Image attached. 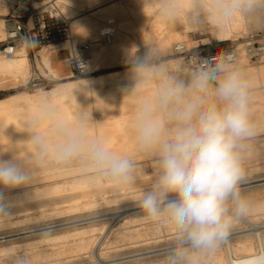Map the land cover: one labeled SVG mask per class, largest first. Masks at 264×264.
<instances>
[{
  "label": "clouds",
  "instance_id": "obj_1",
  "mask_svg": "<svg viewBox=\"0 0 264 264\" xmlns=\"http://www.w3.org/2000/svg\"><path fill=\"white\" fill-rule=\"evenodd\" d=\"M157 11L167 22L179 20L185 9L182 0H157ZM197 14L206 25L222 27L237 18H264V0H200ZM160 57L158 49L147 47L143 55L131 50L128 59L135 95L142 96L154 80L161 81L133 116L137 150L155 165L138 208L146 221L166 219L176 229L161 264H205L228 241L234 224L250 212L251 202L241 184L250 141L258 134L250 108L253 83L229 52L217 53L211 62L201 58L200 69L187 86L166 75L164 64L155 62ZM188 90L199 98L184 101ZM209 93L211 101L203 102ZM42 125L47 126L44 131ZM29 127L32 154L25 160L0 159V222L14 215L6 193L24 189L33 179L32 168L49 162L79 163L93 180L119 187L136 182L134 159L91 136L85 114L66 118L51 95L38 97ZM15 264L28 262L21 257ZM248 264H264V254Z\"/></svg>",
  "mask_w": 264,
  "mask_h": 264
},
{
  "label": "bare ground",
  "instance_id": "obj_2",
  "mask_svg": "<svg viewBox=\"0 0 264 264\" xmlns=\"http://www.w3.org/2000/svg\"><path fill=\"white\" fill-rule=\"evenodd\" d=\"M182 3L185 11L181 13L179 20L167 22L163 21L158 14L157 0H56V8L64 18L69 19L71 23L74 24L75 35L77 37L87 36L90 39L92 42L90 47V64L96 66L108 58L118 60L124 55L130 54L131 50L135 52L141 47H144L146 51L147 47H154L158 49L161 54L169 53L172 48L177 46V43L184 45L186 49H191L188 47L191 39H189L188 32L195 26H202L205 23L203 16L197 14L200 0H182ZM35 5H37V3H35ZM0 7L6 6L0 4ZM6 11L0 8V40L5 34L4 15ZM247 23L254 24L255 27L264 28V18H237L230 24L222 27L215 24L209 25L217 29L218 37L223 39H236L238 35L244 31ZM103 38L105 41H103ZM201 41L208 42L209 39L202 38ZM193 42H196V40ZM55 48L56 50H54V52L60 53L68 48V43L66 41L59 42L55 45ZM13 56L14 57L9 58L7 55L4 56L3 53L0 54V88L4 85H8L7 87L9 88L14 87L13 83L20 80L22 77L24 79L29 71V63L24 45L18 48ZM42 60L58 79L69 76V74H62V71L66 68V59L64 60L65 63L59 62L57 65L53 63L51 54H44L43 52ZM238 62L240 63V61ZM169 65L182 67L180 59H172ZM128 69L129 68H125L121 70L120 74L78 77L66 80L62 83L59 82L61 84L58 83V85L51 89L39 90L37 92H22L9 100H0V159H10L15 156L18 159L25 160L32 154L33 149L30 143L31 130L29 122L35 113L38 97L51 95L55 99L58 110L66 118L73 119L79 113L85 114L89 119V134L95 138L106 141L114 151L132 157L137 164L138 170L137 180L133 185L119 187L108 182L93 180L87 169L83 168L79 163L70 165V168L60 170L59 168L63 166H58L53 162H49L47 165H57L58 168V170H56L57 168L55 169V173L52 172L53 175L73 177L72 180L67 182L70 188L86 189L63 193L62 191L65 190V184H57L51 188H44L34 193L26 191L20 194L18 191L17 194L10 195V192H8L6 196L11 202H16L20 200V198L29 199L21 208L16 205V207L12 206V211L14 213L26 211L35 207L40 208V211L43 212L44 208L42 207L45 205H54V209L65 207L67 210L74 211L80 204L89 206L92 204L97 205L100 202L108 203L126 198L128 197L127 194L143 192L146 189L144 185H146L147 182H145L146 180L144 178H141L144 174V170L141 168L140 163L149 160L151 164L154 165V162L150 156L137 150L132 122L136 106L143 99L153 96L161 81L159 79L154 80L146 88L142 96H137L133 91L136 81ZM245 70L252 83H257V80H260L261 85L264 86V66L259 67L258 70H254L253 68H247ZM198 98V94L191 91L184 97V101ZM205 98L206 97L203 98V102H209ZM250 108L251 118L257 127V132L261 133L264 131V91L259 92L257 96L251 94ZM163 118L167 122V116L164 115ZM46 127V125H42L40 131H44ZM36 168L37 166L32 168L33 173L37 171ZM76 175H78V177ZM262 179H264V177L252 178L243 181L242 184ZM262 183L264 182H261V184ZM40 195L46 196L42 199L35 198ZM256 197H251V199H249L251 202L250 210H264V198H259L260 196L258 198ZM66 209L64 211H66ZM137 211L140 210H134V212ZM44 213L46 214L45 211ZM129 213L131 212L121 210L98 213L88 217H75V221L73 219L66 227L61 228L62 230H64V228L67 229L65 232L26 240L23 245L36 246L40 243L43 244V242L47 244L67 237L75 238V236H79L84 230L70 231L68 229L78 228L80 226L77 225L80 223L96 225L89 229L97 230L96 221L105 219L106 215L110 214L109 216L115 220ZM85 218L87 220H85ZM241 220L246 223L247 226L231 231L228 241L224 243L225 252L219 251L214 257L205 259V261L209 260V264H248V261L252 258L264 254V224H258L248 217H244ZM13 222L14 221H7L6 223H1V225L3 226ZM82 227L83 226H81V228ZM110 227L112 226H109L107 229H110ZM25 230L28 232L20 237L28 238L33 235L47 232L50 229L45 230V228L35 226ZM88 235L89 234L86 236ZM251 236L254 239V244L250 241L249 237ZM20 245L21 243L1 246L0 264H8V262H3L2 260H8L7 258L11 257ZM170 247L171 245L165 248L168 250ZM259 248H261L262 251H259ZM151 251L154 250L105 259L98 255L97 246H95V262L93 264L122 263L151 255H160L165 252L160 250L159 252L150 253ZM156 263L155 260H147L134 264Z\"/></svg>",
  "mask_w": 264,
  "mask_h": 264
},
{
  "label": "rangeland",
  "instance_id": "obj_3",
  "mask_svg": "<svg viewBox=\"0 0 264 264\" xmlns=\"http://www.w3.org/2000/svg\"><path fill=\"white\" fill-rule=\"evenodd\" d=\"M0 8L6 11L5 9L6 7H0ZM52 13L53 15H56L55 16L56 18L53 19H55L60 25H62L61 31L57 32L54 38L53 37L47 38L44 32L40 33L37 30H35V34L32 33L31 41L27 43V45L25 46L26 56L29 63L28 66L29 71L24 77V79L22 77L20 79L21 81L18 80L19 82L16 81L15 83H13L14 87L9 88L7 87L8 85H4L3 87H1L0 100L2 101L9 100L15 96H18L22 92H27V91L37 92L39 90L51 89L52 87L58 85L59 82L62 83L66 80H71L78 77L120 74L121 70L130 67V65L128 64V59L130 54L124 55L122 58H119L120 60L119 59L114 60L108 58L104 60V62L96 66L90 64V58H91L90 47L92 44L90 39L87 36L77 37L75 35L74 24L71 23L69 19L64 18L63 15L58 10H53ZM192 30L188 32L189 39L191 38L188 47L198 48L203 50H211V49H216L219 46H225V45L226 46L244 45L245 42L248 41L251 35H254L258 31L264 30V28L255 27L254 24L247 23L244 31H242L244 33L241 32L239 34L240 36L238 35L236 39L233 38L223 39L218 37L217 29L210 27L209 24L207 25L204 24L202 26L197 25ZM47 33L49 35H52V31H49L48 29H47ZM4 36L5 34L3 35L2 39L4 38ZM202 38H208L209 41L202 42L201 41ZM194 40H196V42H193ZM63 41H66L68 43V48L60 53H55L54 52V50H56L55 45ZM103 41H105L104 38ZM79 43H88L90 45L88 50V57H89L88 69L87 72L84 74H78L72 71L64 61L70 53L69 49H71L73 46ZM176 45H178V43ZM144 49H145L144 47H141L139 50H136V55H143L146 52V50ZM43 52L44 54H51L53 63L57 65L59 64V62L65 63L66 68L62 71V74H69V76L63 79H58L56 76H54V74L49 70L48 66L42 60ZM182 55L183 54L176 51L175 48H172V50L169 53L161 54L160 59L155 62L157 63L162 62L165 66V69L167 70L166 75H170V76L172 75V77H174L177 81L183 82L187 86L190 83L193 75L190 73L189 69L184 64ZM7 57L10 58L14 56L7 55ZM172 59L175 60L180 59L182 67L180 68V67L170 66L169 62ZM237 60L240 61V64L244 69L253 68L254 70H258L259 67L264 66V55H262L260 60L254 61L249 59V57L246 56L245 54L241 53ZM260 85H261L260 80H257V83H253L251 94H255L257 96L259 92L264 91V86L262 85L260 86ZM190 92L191 90H188L185 93V96H187ZM205 97H206L205 99H207L209 102L212 99L211 93H209V95H206ZM257 133L258 134L256 135V137L250 141L251 147L246 153V159L244 164L245 177L243 181L252 178L264 177V131H262L261 133L260 132ZM140 166L144 170V174L141 176V178H144L146 180L144 181L147 182V184L144 186L147 189L150 187L152 180L154 178L155 165L151 164V161L146 160L144 162H141ZM42 167L37 166L36 168L37 171L33 173V179L24 189L10 192V195H14L15 193L17 194L18 191L20 192V194L26 191H30L34 193L44 188H51L57 184L58 185L65 184V190L62 191L63 193H68V191L73 192V190L82 191L86 189V188H82L81 190V188H70L67 182L72 180L73 177L71 176L53 175V173H55V171L58 170L57 165L50 164ZM70 167L71 166H63L59 169L61 170ZM76 176L78 177V175ZM258 181H252L241 184V190L243 194H245L249 199H251V197L255 198L256 196H257L256 198H258L259 196H260L259 198H264V183L261 184V181L259 182ZM252 184H256V185H252ZM141 194L142 192L127 194L128 197L126 198L118 199L108 203L106 202H102V203L100 202L98 204L95 203L97 205L92 204L89 206H85L83 204H80L74 211L67 210L65 207L61 209H54L53 208L54 205H49L50 207L48 205L47 206L45 205L42 208H44L46 214L44 213V211L43 212L40 211V208L38 207L26 211L16 212L14 213L11 219H7L0 222V233L10 232V231H21L27 228L30 229L35 226L40 227L41 225L51 224L60 220L72 219L75 217L79 218L80 216L85 217V216H90L94 214L96 215L98 213L100 214L104 212H114V211L122 210L131 213L125 215L124 217H119L114 221H112V217L109 216L110 214L106 215L105 219L96 221L95 223L97 224L99 230L98 229L90 230L89 228L96 225H87L88 223H80L77 225L80 227L75 229L69 227L71 228L68 229L70 231L84 230L79 236H75V238L67 237L64 239H59L54 242H49L47 244L43 242V244L40 243L36 246L23 245V243L26 242V240H31L34 238H40L47 235H53V234H59L65 232L67 229L64 228V230L57 229V231L56 229L54 230L50 229L49 231H47L48 234L47 232H44L41 234L30 236L28 238L19 237L18 239L15 238L8 240L6 242H1L0 247L9 244L21 243L20 247L17 248V251L13 253L11 257L7 258L8 260L3 259L2 261L3 262L6 261L8 262V264H15L16 260L22 257L27 260L28 264H89L94 262L95 260V253H94L95 246H97V252L100 257L109 259V258L120 257L128 254L139 253L146 250L150 251V249L153 248H159L161 246L173 244V242L176 239V229L169 221H167L166 219H161L158 222L146 221L144 219V214L142 212L140 211H137L138 213L134 212V210L136 211L139 209L137 206ZM45 196L46 195H40L35 198L42 199ZM28 200L29 199L20 198V200L16 202H11L12 203L11 206L16 205L17 207L21 208L26 204ZM65 209L66 211H64ZM246 217L253 219L254 222L264 223V210H250L249 214ZM7 221H11V222L14 221V222L10 224H5L3 226L1 225V223L4 222L6 223ZM81 226L83 227L81 228ZM109 226L112 227H110V229H107ZM246 226H247L246 223H244L240 219L234 224L231 231ZM87 234L89 235L86 236ZM249 238L250 241L253 242L254 244L253 237L251 236ZM83 241L85 242V244ZM160 250L165 252L161 253L160 255L159 254L151 255L140 259L129 260L122 263L117 262L112 264H134L136 262H142L147 260L148 261L155 260V262H157L156 264H161V261L163 260L164 256L167 254V248L163 247V249L161 248L154 249V251H151L150 253L159 252ZM219 251L225 252V244L222 245ZM205 264H209V260L205 261Z\"/></svg>",
  "mask_w": 264,
  "mask_h": 264
},
{
  "label": "built area",
  "instance_id": "obj_4",
  "mask_svg": "<svg viewBox=\"0 0 264 264\" xmlns=\"http://www.w3.org/2000/svg\"><path fill=\"white\" fill-rule=\"evenodd\" d=\"M35 3H37V5H35ZM0 4L5 5L7 9L4 15L5 36L0 40V52H2L4 55H14L18 48H20L22 45L26 46L27 43L31 41L32 33L35 34V30L40 33L44 32L47 38L55 37L56 33L49 35L47 33V29L54 21H56L53 19L56 18V15H53L52 13L53 10H57L56 0H0ZM89 47L90 45L88 43H79L71 48L70 53L66 58V65L72 71L78 74H84L87 72L89 64ZM175 50L183 54V62L192 75L199 71L201 66L199 61L201 58H206L209 60V62H211V58L215 57L217 53L222 51L234 54L236 59H238L239 55L243 53L248 56L249 59L258 61L262 55H264V30L258 31L254 35H251L248 41H246L245 44L241 46L225 45L217 47L212 51H207L198 48L186 49L184 45L178 44L175 47ZM73 219L74 221L76 220V218L60 220L51 224L41 225L40 227L45 228V230L61 229L71 223L70 221ZM85 220L87 219L85 218ZM112 221H114V219H112ZM27 232L28 231L26 230H21L0 233V243L19 238ZM166 246H161L159 248ZM159 248H153L150 250ZM259 251H262V249L259 248ZM94 262L89 264H93Z\"/></svg>",
  "mask_w": 264,
  "mask_h": 264
},
{
  "label": "trees",
  "instance_id": "obj_5",
  "mask_svg": "<svg viewBox=\"0 0 264 264\" xmlns=\"http://www.w3.org/2000/svg\"><path fill=\"white\" fill-rule=\"evenodd\" d=\"M61 26L57 21H54L49 27L48 30L52 31V33H57L59 31H61ZM220 47V46H219ZM214 49L211 50H207V51H212Z\"/></svg>",
  "mask_w": 264,
  "mask_h": 264
},
{
  "label": "water",
  "instance_id": "obj_6",
  "mask_svg": "<svg viewBox=\"0 0 264 264\" xmlns=\"http://www.w3.org/2000/svg\"><path fill=\"white\" fill-rule=\"evenodd\" d=\"M259 181H261V182H264V179H262V180H259ZM259 181H258V182H259Z\"/></svg>",
  "mask_w": 264,
  "mask_h": 264
}]
</instances>
